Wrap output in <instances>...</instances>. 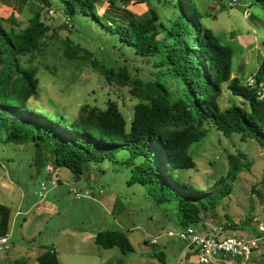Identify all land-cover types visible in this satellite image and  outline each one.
<instances>
[{"label":"rangeland","instance_id":"374dc122","mask_svg":"<svg viewBox=\"0 0 264 264\" xmlns=\"http://www.w3.org/2000/svg\"><path fill=\"white\" fill-rule=\"evenodd\" d=\"M230 2L193 0L200 22L232 47L231 76L247 83L264 57V4L260 0ZM174 3L96 0L94 11L115 16L127 9L142 17L154 8L159 19L169 24L177 12ZM35 15L47 29L36 48L16 55L19 65L36 79V91L25 101L29 109L71 120L82 105L104 110L114 103L128 131L133 107L141 98L133 93L132 82L120 81L124 79L121 74L106 77L102 65L113 71L124 66L130 78L142 81L159 77L173 97L179 94L177 79L158 74L163 67L155 66L152 57L147 61L119 42L114 47L107 28L91 17L69 15L61 0H0V23L11 36L20 33ZM261 91L264 95V86ZM218 102L221 107L232 103L249 106L227 82L222 83ZM197 129L205 133L188 147L195 165L179 169L176 177L203 190L215 188L217 180L225 178L231 189L220 204L202 209L195 227L209 231L221 226L225 232L254 237L258 223L264 226V193L260 189L264 149L237 132L225 136L206 122ZM128 154L120 148L112 158L88 162L77 174L53 164L48 147L6 141L5 132L0 131V203L9 209L6 239L0 241V264H12L15 258H24V264H39L37 255L51 245L60 264H202L183 239L167 234L180 228L175 203H159L144 184L127 181L130 169L123 160ZM230 154L246 163L234 179L227 173ZM245 220V228L231 227L233 222ZM106 228L124 230L133 250L122 252L117 245L96 243L95 234ZM158 252L163 253V261ZM231 264H264V236L247 258L236 257Z\"/></svg>","mask_w":264,"mask_h":264},{"label":"trees","instance_id":"16d2710c","mask_svg":"<svg viewBox=\"0 0 264 264\" xmlns=\"http://www.w3.org/2000/svg\"><path fill=\"white\" fill-rule=\"evenodd\" d=\"M95 1L61 0L69 15L91 17L107 28L114 37V47L119 42L147 61L152 57L155 66L163 67L158 74L168 73L177 79L179 94L173 97L159 77L142 81L130 78L124 66L113 71L102 65L100 70L106 77L121 74L124 79L120 81L132 82L133 93L141 98L133 107L128 131L114 103L104 110L82 105L71 120L29 109L25 101L36 91V79L19 65L16 55L36 48L47 29L35 15L12 36L0 23V131L5 132L6 141L48 147L53 164L64 165L77 174L88 162L112 158L114 151L126 149L129 154L123 163L130 169L127 181L144 184L159 203L174 202L180 226H195L202 209L220 204L231 184L220 178L215 188L203 190L180 181L176 172L195 165L188 147L204 135L203 129H197L203 122L225 136L237 132L242 138H251L264 149V96L258 94V83L264 82V57L254 73V84L231 76L232 47L200 22L193 0H175L177 12L169 24L159 19L154 8L142 17L127 9L115 16L98 14ZM223 82L249 106L232 103L221 107L218 97ZM229 163L231 179L246 165L234 154L229 155ZM8 211L0 203V238L7 233ZM245 224L246 220L233 222L231 227L243 229ZM94 241L103 247L117 245L122 252L133 250L122 229H102ZM55 252L51 245L36 259L39 264H54ZM156 255L163 261L162 252ZM24 263V258H15L12 264Z\"/></svg>","mask_w":264,"mask_h":264},{"label":"built area","instance_id":"2783aa9c","mask_svg":"<svg viewBox=\"0 0 264 264\" xmlns=\"http://www.w3.org/2000/svg\"><path fill=\"white\" fill-rule=\"evenodd\" d=\"M236 0H231L234 3ZM247 83L254 84V78H248ZM264 82L258 83V94L264 96L261 88ZM45 184L42 183V188ZM261 191L264 193V177L262 178ZM202 231V232H201ZM199 231L193 225L180 226L178 230H168V235H177L186 243L189 251H192L197 256V260L202 264H209L211 262H223L224 264H231L236 257H245L251 253L256 242L264 236V226L262 222L258 223V231L254 237H248L243 233L225 232L221 226L218 228H211V230ZM6 238H0L4 241ZM155 242V238L152 239Z\"/></svg>","mask_w":264,"mask_h":264},{"label":"water","instance_id":"95a60500","mask_svg":"<svg viewBox=\"0 0 264 264\" xmlns=\"http://www.w3.org/2000/svg\"><path fill=\"white\" fill-rule=\"evenodd\" d=\"M52 258H53L54 264H60L55 253H53Z\"/></svg>","mask_w":264,"mask_h":264}]
</instances>
